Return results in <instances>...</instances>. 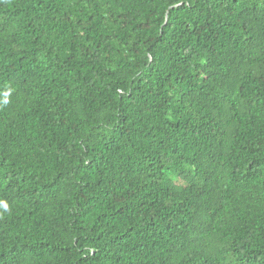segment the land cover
I'll return each mask as SVG.
<instances>
[{
  "label": "trees",
  "instance_id": "1",
  "mask_svg": "<svg viewBox=\"0 0 264 264\" xmlns=\"http://www.w3.org/2000/svg\"><path fill=\"white\" fill-rule=\"evenodd\" d=\"M0 264H264V0H0Z\"/></svg>",
  "mask_w": 264,
  "mask_h": 264
}]
</instances>
